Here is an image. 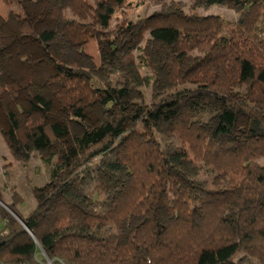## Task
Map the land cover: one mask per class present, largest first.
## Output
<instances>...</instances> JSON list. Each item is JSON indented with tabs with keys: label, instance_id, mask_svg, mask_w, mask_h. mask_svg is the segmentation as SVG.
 I'll list each match as a JSON object with an SVG mask.
<instances>
[{
	"label": "trees",
	"instance_id": "1",
	"mask_svg": "<svg viewBox=\"0 0 264 264\" xmlns=\"http://www.w3.org/2000/svg\"><path fill=\"white\" fill-rule=\"evenodd\" d=\"M51 19L63 23L64 36L71 45H80L110 27L118 8L126 0H54ZM192 8L226 5L241 15L237 21L220 16L186 14L181 10L155 13L143 19L127 45L125 63L138 86L150 79L140 72L134 51L146 62L147 46L141 44L148 33L159 48L166 49L171 77L179 86L150 105L133 104L131 88L95 86V78L76 64L58 59L54 52L56 32H38L24 21L22 36L38 41L45 57L13 58L7 46L0 47V69L17 63L36 75L37 88L19 108L23 125L8 111L3 97L17 101L26 94L22 77L7 84L0 76V107L9 130L0 128L8 147L28 161L34 150L55 146L57 156L50 179L33 186L36 203L23 213L25 200L13 192L5 202L22 222L0 205V263L27 261L31 264H236L245 253L264 264V0H192ZM7 2V1H6ZM66 12L78 20H69ZM87 24V25H85ZM122 25L119 32L130 30ZM0 35L15 36L0 19ZM111 49H116L108 40ZM198 52L182 72L190 54ZM247 82L244 97L235 98L233 88ZM188 86V87H186ZM57 111L83 122L88 108L102 105V123L70 136L68 126L53 116ZM197 107L217 111L216 126L207 130ZM248 119L246 140L237 131L240 117ZM177 138L180 148L168 154L160 135ZM118 154L110 166L126 171L128 180H117L109 194L105 212L87 210L81 204L97 201L106 180L81 204L75 190L83 174L102 156ZM210 170L219 179L229 180L223 191L210 190L194 201L190 180ZM0 200L3 201L1 192ZM167 209L173 219L168 224L158 218ZM200 214V220L195 216ZM129 218L134 225L126 226ZM106 225L117 234L103 236Z\"/></svg>",
	"mask_w": 264,
	"mask_h": 264
},
{
	"label": "rangeland",
	"instance_id": "2",
	"mask_svg": "<svg viewBox=\"0 0 264 264\" xmlns=\"http://www.w3.org/2000/svg\"><path fill=\"white\" fill-rule=\"evenodd\" d=\"M88 1L94 5V0ZM56 4L57 1L54 0H0V19L4 20L15 33V36L11 38H3L0 35V47L7 46L13 58L24 56L37 61L45 57L42 45L30 37L20 35L18 29L24 21L29 22L38 32L46 28L52 29L56 32L53 55L58 59L76 64L90 72L95 78V86L117 87L125 84L129 85L133 104L143 105H150L169 93L185 88V86H179L173 82L169 66L170 59L166 49L159 48L156 43L152 42L148 33L145 34V40L141 44L143 47L147 46L146 62L141 61V58H139V55L142 54L140 50L134 51V54L137 57V63H144L140 72L143 76L149 77L150 84L148 86H138L132 80L125 63L128 54L125 47L129 45L133 34L137 32L143 19L155 13L177 10L201 17L220 16L234 21L241 18L240 14L230 10L226 5H203L198 8H192V0H126L125 4L116 10L110 27L105 33L80 45H71L64 36L63 23L51 19V13ZM65 14L69 20H78L70 12ZM130 22L134 26L130 30L120 33L119 28ZM108 40L115 43L116 49H111ZM198 56H200L198 52L190 54L188 60L183 63L181 71L183 72ZM1 75L2 80L7 84L12 83L14 76L21 75L22 77V85L26 88V94L17 101H13L7 94L3 97V102L8 111L15 113L20 125H23V114H21L19 108H22L28 102V98L32 97L37 91V88L33 85L36 75L32 69L24 68L17 63L7 67L4 73L0 69ZM247 85V82L237 83L233 88L234 97L237 99L244 97ZM54 106L53 116L68 126L70 136L83 132L85 129L83 123L89 127H94L101 124L104 117V110L100 104L86 110L83 122L58 112L56 102ZM193 115L195 119L201 116L207 130L215 128L217 122V111L215 109L197 107L193 110ZM0 128L9 130L8 119L1 107ZM237 131L239 138L246 140L248 132V119L246 117L242 116L239 118ZM160 142L168 154H172L180 148L177 138L168 133L160 135ZM54 151L55 146L46 150H34L31 152V158L25 161L19 153L12 151L8 147V144L0 134V192L3 199V201L0 200L1 206L8 211H12L5 202L11 200V195L15 191L25 199L20 205L22 212L28 213L32 210L36 203L32 187L35 185L42 186L50 179L51 170L57 160V156H53ZM255 160L264 165V157H255ZM112 163H118V154L116 152L98 158L93 166L83 174L84 178L75 190V201L78 204H81L80 201L83 195H92L91 192L99 187L104 179L106 180V187L102 190L97 201L91 205L84 201L81 206L96 213H102L108 209L110 203L109 194L116 191V181L128 180L126 171L115 170L110 166ZM184 174L190 180L191 195L194 197L195 202L198 201V198L205 197L210 190L223 191L230 182L229 180L219 179L210 170L202 169L196 175ZM200 216L198 213L195 216L196 220H200ZM158 218L164 224L170 223L173 219L165 208L159 209ZM136 222V219L129 218L126 221V226L134 225ZM3 225L4 223L0 221V229ZM117 232L118 230L111 225H106L99 231L103 236L114 235ZM235 263L259 264L257 259L245 253L238 254L235 257Z\"/></svg>",
	"mask_w": 264,
	"mask_h": 264
},
{
	"label": "built area",
	"instance_id": "3",
	"mask_svg": "<svg viewBox=\"0 0 264 264\" xmlns=\"http://www.w3.org/2000/svg\"><path fill=\"white\" fill-rule=\"evenodd\" d=\"M0 264H31L27 261H20V262H17V263H0Z\"/></svg>",
	"mask_w": 264,
	"mask_h": 264
},
{
	"label": "water",
	"instance_id": "4",
	"mask_svg": "<svg viewBox=\"0 0 264 264\" xmlns=\"http://www.w3.org/2000/svg\"><path fill=\"white\" fill-rule=\"evenodd\" d=\"M7 206V205H6ZM8 207V206H7ZM9 208V207H8ZM10 211V210H9ZM15 217H17V219L19 220V221H21L22 222V220H21V218L20 217H18L13 211H10Z\"/></svg>",
	"mask_w": 264,
	"mask_h": 264
}]
</instances>
